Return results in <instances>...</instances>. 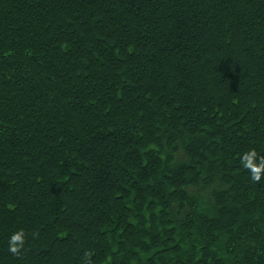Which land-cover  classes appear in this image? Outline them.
<instances>
[{
  "label": "trees",
  "instance_id": "1",
  "mask_svg": "<svg viewBox=\"0 0 264 264\" xmlns=\"http://www.w3.org/2000/svg\"><path fill=\"white\" fill-rule=\"evenodd\" d=\"M0 264H264V0H0Z\"/></svg>",
  "mask_w": 264,
  "mask_h": 264
},
{
  "label": "clouds",
  "instance_id": "2",
  "mask_svg": "<svg viewBox=\"0 0 264 264\" xmlns=\"http://www.w3.org/2000/svg\"><path fill=\"white\" fill-rule=\"evenodd\" d=\"M255 178H259V176L257 175ZM23 240H24V236H23V231H17L14 232L11 237H10V241H9V248L11 251L15 252L17 251L23 244Z\"/></svg>",
  "mask_w": 264,
  "mask_h": 264
}]
</instances>
